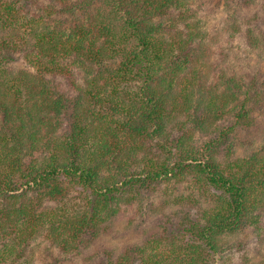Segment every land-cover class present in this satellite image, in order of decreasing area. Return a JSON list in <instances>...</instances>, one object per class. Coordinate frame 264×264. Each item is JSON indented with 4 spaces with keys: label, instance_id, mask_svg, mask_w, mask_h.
I'll use <instances>...</instances> for the list:
<instances>
[{
    "label": "trees",
    "instance_id": "1",
    "mask_svg": "<svg viewBox=\"0 0 264 264\" xmlns=\"http://www.w3.org/2000/svg\"><path fill=\"white\" fill-rule=\"evenodd\" d=\"M47 1L0 0V264H23L43 233L81 253L121 205L171 182L177 208L142 243L89 263L227 264L264 236V72L214 60L203 1ZM250 23L249 54L264 48Z\"/></svg>",
    "mask_w": 264,
    "mask_h": 264
},
{
    "label": "rangeland",
    "instance_id": "2",
    "mask_svg": "<svg viewBox=\"0 0 264 264\" xmlns=\"http://www.w3.org/2000/svg\"><path fill=\"white\" fill-rule=\"evenodd\" d=\"M34 1L33 6L35 7L40 4L43 6L48 2L47 0ZM202 1L199 18L203 21L209 37L214 38V60L224 59L239 72H255L256 69L264 72V48L250 52V54L247 53L248 51L245 53L244 49L248 46L244 43L245 39L242 36L244 29L250 23L248 19L249 17L252 18L254 11H257L258 15L264 16V10L260 8V4L264 6V0H254L255 4H251L247 8L231 5L234 10L226 7L224 0ZM236 9L241 10L236 11ZM231 20H234L235 25L241 29L234 32V29L229 27ZM251 23H255L258 28L263 27L261 30L264 33V24L261 21H251ZM220 65L222 66L221 63ZM14 66L19 69L23 68L24 64L17 60ZM226 73H229V70H226ZM53 80L56 90L61 91L65 97L72 100L77 97L75 91L63 78L56 76ZM174 184L176 185L175 182H171L166 186L157 188L153 193H144L143 196L138 197L129 205H121L118 214L120 217L117 220H112L111 225L105 228L101 235L81 253L62 251L51 239L45 238L43 233L38 234L29 242L27 250L16 262H23V264H90L89 258L93 257L94 254L100 257L104 251L115 250L120 252L126 247L140 244L144 241L143 231L150 230L157 219H164V212L168 213L177 208L168 194L174 189ZM163 189L166 190L165 193H163ZM67 203L70 209L75 208L72 202ZM241 238L245 239L244 235ZM238 248L240 249L238 250ZM227 253L230 257L227 264H257L264 256V236L256 238L249 233L246 245L237 244L233 248V253L230 251Z\"/></svg>",
    "mask_w": 264,
    "mask_h": 264
}]
</instances>
